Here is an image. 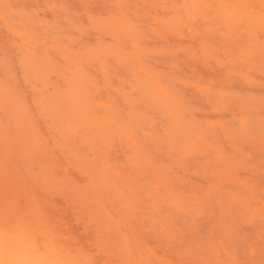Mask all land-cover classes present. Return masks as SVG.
<instances>
[{"label":"bare ground","instance_id":"6f19581e","mask_svg":"<svg viewBox=\"0 0 264 264\" xmlns=\"http://www.w3.org/2000/svg\"><path fill=\"white\" fill-rule=\"evenodd\" d=\"M0 264H264V0H0Z\"/></svg>","mask_w":264,"mask_h":264}]
</instances>
